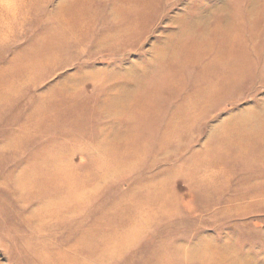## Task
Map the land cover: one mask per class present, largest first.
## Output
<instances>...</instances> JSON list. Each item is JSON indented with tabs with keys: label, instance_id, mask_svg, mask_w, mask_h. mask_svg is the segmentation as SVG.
<instances>
[{
	"label": "rangeland",
	"instance_id": "1",
	"mask_svg": "<svg viewBox=\"0 0 264 264\" xmlns=\"http://www.w3.org/2000/svg\"><path fill=\"white\" fill-rule=\"evenodd\" d=\"M0 264H264V0H0Z\"/></svg>",
	"mask_w": 264,
	"mask_h": 264
}]
</instances>
